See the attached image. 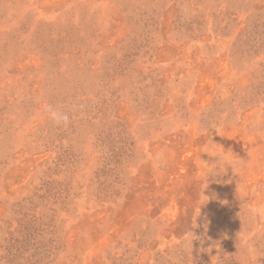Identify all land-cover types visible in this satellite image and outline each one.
<instances>
[{"label": "rangeland", "instance_id": "1", "mask_svg": "<svg viewBox=\"0 0 264 264\" xmlns=\"http://www.w3.org/2000/svg\"><path fill=\"white\" fill-rule=\"evenodd\" d=\"M0 264H264V0H0Z\"/></svg>", "mask_w": 264, "mask_h": 264}, {"label": "clouds", "instance_id": "2", "mask_svg": "<svg viewBox=\"0 0 264 264\" xmlns=\"http://www.w3.org/2000/svg\"><path fill=\"white\" fill-rule=\"evenodd\" d=\"M63 119H64L65 122H67L68 117L67 116H64Z\"/></svg>", "mask_w": 264, "mask_h": 264}]
</instances>
